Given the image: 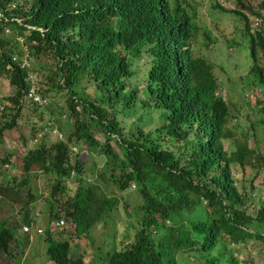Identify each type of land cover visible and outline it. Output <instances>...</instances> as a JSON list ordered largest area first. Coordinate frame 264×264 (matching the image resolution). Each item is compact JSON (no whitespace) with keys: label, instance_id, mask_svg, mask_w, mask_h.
<instances>
[{"label":"trees","instance_id":"trees-1","mask_svg":"<svg viewBox=\"0 0 264 264\" xmlns=\"http://www.w3.org/2000/svg\"><path fill=\"white\" fill-rule=\"evenodd\" d=\"M8 1L0 0V8H4V16L0 19V76L13 87L14 92L12 96L3 99L12 101L14 105L21 104V97L28 84L25 78L27 72L18 65L19 58L25 52L36 58L44 54L55 60V75L60 76L68 88L75 86L82 89L83 78L93 84L91 92L95 96L79 95L71 89L68 95L71 114L74 115L75 109L82 105L88 112L97 115L100 121H106L105 125L101 123L105 136L103 143L94 136L87 122L78 117L74 119V127L63 134L62 140L48 145L45 138L35 151H30L24 158L29 159L23 163L25 173L36 165L47 174L55 175L59 182L68 174L67 165L76 171L78 184L74 185L70 207L83 208L87 213L85 222H76L78 227L88 224V228L98 223L95 221L102 218V213L118 203L114 187L124 189L130 182H134L140 188L141 196L139 205L132 213L135 218H123V226L116 228L115 232L128 237L132 244L126 254L130 257L134 254L140 264H182L185 259L188 260V255H198L207 264H237V259L231 254L219 257V253L222 256L226 252L228 243H238L244 238L258 239L264 243V234L259 231L252 234L240 227L253 224L254 228H260L264 224V201H260L255 218L246 214L243 205L252 198L253 187L249 195L241 193L233 185L234 179L228 167L217 168L218 174L212 173V155L203 153L199 149L201 142H193L179 128L185 124L190 127L194 121L199 124L206 122L209 127L205 125L202 131H207L213 124L219 135L221 127L216 122L211 124L209 118L215 116V119H224L227 107L219 95L214 97L212 90H202L199 83H194L188 86L182 96H172L157 83L163 73L147 70L145 94L153 97L156 107L163 109L161 114L168 121L162 129L146 135L139 130L138 135L130 141L117 138V149L110 146L109 140L114 138L110 133L119 132L120 127L116 113L108 116V110L117 109L120 105L127 113H131L138 106H145L144 100L138 99V92L130 87L127 80L132 73L131 58L128 61L118 51L115 52L127 36L124 23L133 19L134 7L100 5L87 14L74 15L69 14L68 0H25V4L30 3L29 7L24 5L11 10L7 6ZM154 1L148 0V4L151 6ZM241 5L248 7L243 3ZM75 9L71 6L70 11ZM248 9L261 17L264 23V0L259 2L256 9ZM9 12L19 16L21 23L5 19L10 16ZM237 13L246 19L240 11ZM25 23L35 25L43 32L32 29L25 34ZM7 27L11 29L10 32L5 31ZM17 34L24 36L23 42L16 39ZM250 41L253 55L256 47L264 53L262 29L255 32L254 36L251 35ZM23 44H27L26 50ZM14 54L18 55V63L12 60ZM254 67L260 74L258 68L262 67ZM56 87L61 88V85ZM19 115L18 109L1 124L0 135L3 129L15 124L14 120ZM163 130L170 137L183 140L178 152L159 146L160 138L155 132L161 133ZM191 131L194 133L195 129ZM35 133L36 129H33L30 135ZM83 137L87 151L99 148L97 153L109 159L106 165L109 164L117 171L108 170V175L101 173L93 182L87 183L86 177L82 176L87 167L86 160L83 155L77 154L71 158L69 152V147L76 145L77 140ZM253 150L244 143L229 155V159L244 166L248 156L253 155ZM254 160L256 166L264 167L263 158L260 162ZM0 161V166L9 162L6 156ZM92 193L101 197L98 206ZM64 211L68 212V208L64 207ZM224 236L227 237L226 242H222ZM174 251L178 256H174ZM184 252L186 256H183ZM134 263L139 264L138 260Z\"/></svg>","mask_w":264,"mask_h":264},{"label":"clouds","instance_id":"clouds-1","mask_svg":"<svg viewBox=\"0 0 264 264\" xmlns=\"http://www.w3.org/2000/svg\"><path fill=\"white\" fill-rule=\"evenodd\" d=\"M68 1L69 14L74 15L87 14L88 12L100 7V5L134 7L135 15L133 19L124 23L127 28V30H125L127 36L123 39L124 42L121 43L115 50V52L118 51L120 55L126 57L128 61L131 58L132 73L131 75L129 74L127 79L129 80L130 87L132 88L131 82L134 72L133 60L135 58L140 59L142 56H145L146 61L143 66L145 79V83L143 85L144 89L147 84V70H149L153 73H163V77L157 80V83L159 86H162L163 90L166 89V92H170L172 96H182L188 89V86L194 83H199L202 90H212L214 97L219 95L227 107V115L224 119H215V116H211V118H209L211 124L212 122H216L221 127L219 135L213 124L207 131H202V128L205 125L209 127V124L206 122L199 124L197 121H194L190 127L188 124H185L179 128L186 132V134L192 138L193 142H201L199 149L203 153L206 155H212L213 162L211 166L213 168H211V171L214 174H218L216 169L222 167H228L232 173L233 163H237L242 170H245L247 165H255L254 159L258 151H254V148H252L254 149L253 155H249L245 165L241 166L238 162L229 159V155L234 153L238 146L241 145L236 146L235 150L231 152H229L224 146V139L231 136L226 128V124L228 119L233 116V110L229 107L225 97L218 92V89L219 85L222 89H224V78H226L227 73L229 72V64H219V69L222 70L220 72V74L222 73V77L218 80L217 78L220 75L219 74L217 76L218 67L213 69L216 64L211 61V59L201 56L192 50V43H194L198 37L199 27H207L197 20V12L195 8L196 0H155L151 6L148 4V0ZM7 4L9 10L24 5L26 7L30 6V3L25 4V0H23L20 4L18 0H9ZM71 6L76 8L75 11H70ZM215 6L220 10H224V8L219 4H216ZM3 9L4 8H0V19L4 16ZM230 11L235 12L238 15L237 10L232 9ZM9 13L10 16H6L5 19L21 23V18L19 16L14 15L12 12ZM114 15H117V13H114ZM241 18L245 24L246 31L244 30V34L250 39V36H254L255 33L251 35L247 33L249 32L248 22L246 20L247 16L246 19L243 17ZM255 18L259 19L257 15ZM118 19L120 20L119 16ZM24 25L26 26L25 34L32 29H38L43 32L41 28H37L35 25L30 23H25ZM254 26H260V20H256L254 22ZM212 29L216 35L220 36L215 27H212ZM5 31L10 32L11 29L7 27L5 28ZM115 32L119 33L120 31ZM203 32L207 34L205 37L208 39L207 42L204 41L203 43L205 45L212 44L213 41L211 42L209 32L206 30H203ZM16 39H21L20 42H23L24 36L17 34ZM227 41L230 42V39ZM23 47L26 50L27 44H23ZM228 48L232 50V46H229ZM212 49L213 47L209 49L211 53ZM256 49L259 48L256 47L255 51ZM250 55L252 56L253 61H255L256 54H252L251 44ZM29 57L30 55L25 52L19 58L20 63L18 65L27 72L25 78L28 84V88L24 91L21 97V104L14 105L12 101L7 102L3 99L4 97L12 96L14 90H11L10 95L7 94L8 96L2 97V94H0V120H2L0 125L6 119H9L14 111L19 109L21 115L22 113L30 110L24 108L23 103L34 104V107L31 109H36L38 106L42 107L49 105L48 103L50 98L47 96L48 94H46L43 90H40L37 86V76L31 68L30 60L27 59ZM16 58H18L17 54L13 56L12 60L18 63ZM232 62L237 63V61ZM256 64L257 63H254L252 66V69L255 71L253 75L256 76V79L264 81V65H260L262 67V69H260ZM254 66L258 68L261 72L260 74L256 72V68ZM256 79L254 77L251 78L250 75L246 73L243 74V79L240 81L242 82V87L245 88V90L242 91L245 101L241 102L239 100V91L233 95L236 97V101L240 105H246L247 103L251 105L252 103L256 104L260 101L258 98L253 96L251 86ZM60 80L62 81L60 84L63 83V79L59 76V81ZM53 86L54 85H52V87ZM144 89V107L147 109L153 107L162 113L163 109L156 107L157 104H155L153 97L145 94ZM232 97H227L228 101L231 103H237L236 101H232ZM257 110L264 111V108L260 107ZM20 115L14 120L15 124L12 127L3 129L0 135V140L2 139V134L5 130H9L17 125V120ZM161 116L163 115L161 114ZM38 117L41 119L40 114H38ZM163 118L161 126L154 128V130H160L163 128V125L168 121V119L164 116ZM50 121L52 126L49 123ZM50 121L48 122L47 120L45 123H40L39 125L31 124L30 133H32L33 129H36V133L35 135L30 136L27 134L26 140L23 142V145L28 148L21 158H19V160L17 159L21 166L19 171L13 170L16 163L13 161L10 162L9 158V162H7L4 166H0V170L4 171H0V178L2 176L6 177L7 174H9L10 177L16 179L15 183H12L10 186H0V264H136L134 263L135 260H138L140 264L139 259L135 257L134 254L131 257L126 254L128 247L132 244L128 237H122L115 232L116 228L123 226V218H135L134 216L132 217V213L136 206L139 205L141 196L139 193L140 188L134 182H130L129 186L124 189L118 187L117 190L120 191L121 198H118V203L113 206L116 210L112 208L111 210L104 211L102 213V218L95 221L98 223L91 224V227L87 228L88 224L84 225V227H78L76 225V222H85L87 220L86 211L77 206H74L72 209L70 207V200L75 192L74 185L78 184V179H75L76 171L73 170L70 165H67L68 174L64 175L60 182L55 175L47 174V172H45L41 167L36 165L30 167L27 173L24 172L23 163L29 160H24V158L30 151H35L39 145L37 143H40L43 139L48 138V135H57L60 134L58 131H63L57 126V124H55L53 118ZM169 121L171 122V120ZM101 123L102 125H105L106 121H100V129L102 127ZM41 126H43L42 129H40ZM192 129H195L194 133H192ZM101 132L103 135L101 143H103L105 142L104 128L101 129ZM108 133L109 132H107V134ZM155 134H157L160 138L159 146H161L162 149H168L172 152L179 151L173 150L172 146H164L161 142L166 140L167 143H171L172 145L177 143V148L180 149V146L183 143L182 139L170 137L165 130L161 133H157L156 131ZM110 135L114 137V142H116L117 138H122L120 136V132L110 133ZM28 136L30 138H28ZM61 136L63 137V134H60V137ZM62 139L63 138H57L55 141ZM79 140H83L86 146L84 137ZM79 140H77V142ZM111 141L112 139L109 140V144ZM28 142L34 143V145L29 146ZM77 142L76 145L69 147L71 158H73L75 154L78 156L83 155L82 150L77 149ZM193 148L197 150V148ZM98 149L99 148H96L91 152L87 151V153L91 154L92 152H95L101 157L102 164L100 167H96V164L93 162V168L90 169L88 167L89 159H84L83 155V159L86 160L87 167L82 176L86 177L87 183L93 182L101 173L108 175V170L117 171V169H114L109 164L106 165V162L109 159L107 160L104 155L98 154ZM10 153H13V150ZM6 157L8 156L6 155ZM252 160L254 162H250ZM73 161L74 160L71 162ZM258 174L259 172L254 173V176L256 177ZM232 176L234 179L233 173ZM90 177H93V180H91ZM36 180H39V186L37 187L34 184ZM45 184H47V187ZM233 185L237 187L235 179ZM21 187H26L27 191L24 192ZM252 187L253 186H251V188ZM242 188L244 189V186H242ZM252 189L254 190V187ZM132 190H135L138 193L136 199L129 197L130 191ZM253 190H243V192H246L249 195V191H251L252 198L247 201L255 205L253 202L255 198ZM92 195L95 197V204L98 206L101 197L95 193H92ZM64 207L68 208V212L64 211ZM247 213L255 218V212L254 214H251L246 211V214ZM124 215L125 217H122ZM240 227L252 232V234L257 231L264 234V224L260 228H254L253 224L249 226L240 225ZM223 240L227 241V237L224 236L222 238V242H224ZM174 256H178L175 251ZM190 259L191 257L188 256V260L185 259L182 264H186V261L194 263V261Z\"/></svg>","mask_w":264,"mask_h":264},{"label":"rangeland","instance_id":"rangeland-1","mask_svg":"<svg viewBox=\"0 0 264 264\" xmlns=\"http://www.w3.org/2000/svg\"><path fill=\"white\" fill-rule=\"evenodd\" d=\"M22 1L23 0H18L19 4ZM259 2H261V0H196L195 8L197 12V20L207 27H199L198 37L196 38L195 42L192 43V50L195 53L211 59V61L216 64L214 65L213 69L218 67L217 76L222 71L219 69V64H229V72L227 73L226 78H224V89H222L220 85L218 89V92L225 97L229 107L233 110V116L228 119L226 124V128L231 136L224 139V146L229 152H231L235 150L236 146L247 143L250 148L255 149L254 151H258L259 155L257 154L255 157L257 162H260L262 158L264 160V111L257 110L260 107L264 108V81L256 79V76L253 75L255 71L252 69V66L254 63H257L256 65L259 67H261L260 65H264V53L260 49H256V60L253 61L252 56L250 55L251 41L248 36L244 34V21L235 12L230 10L235 9L237 11H241L247 16L249 27V32L247 33L254 34L259 29H262L264 32V23L261 17L258 16L259 19L255 18L256 15H254L248 9V7L256 9ZM242 3L248 7H243L241 5ZM216 4L221 5L224 10L217 8L215 6ZM256 20H260V26L258 27L254 26V22ZM212 27L217 29L220 36L215 34ZM203 30L209 32L211 42L213 41L212 44L205 45L203 43L204 41H208V39L205 37L207 34L204 33ZM228 39H230V42L227 41ZM20 40L18 41L20 42ZM229 46H232V50L228 48ZM211 47H213L212 53L209 51ZM27 59L30 60L31 68L34 74L37 76V86L40 88V90H43L46 92V94H48L47 96L50 98V101L48 106H38L36 109H31L34 107V104L23 103L24 108L30 110L20 115L15 127L5 130L2 134V139L0 140V159L1 157L7 155L10 162L13 161L16 163V166L13 168V170L18 171L21 167L18 163V160L28 148L27 146L23 145V142L26 140L27 134L30 136L31 124L39 125L40 123H45L47 120L49 122L53 118L55 124H57L58 127L61 125V128L64 129L63 131L58 132H60V134H64L66 131L69 132L68 129L72 128V126L74 127V119L80 117L83 119V122H87L90 130L95 137L99 138L100 142H102L103 139L100 129V119L96 117L97 115L91 114L88 112V110L84 109L82 105H79L75 109L76 113H74V115L71 114L70 109L68 108V95L72 91L71 89H74L79 95L92 94L95 96V93L91 92L93 89L92 82H88L85 80V78H83V81H81V87L83 90L75 86L68 88L64 82L60 84L62 81H59V76L55 75V72L57 71L56 62L50 56L42 54L36 58L30 55V57ZM145 61V56H142L140 59L135 58L133 60L134 72L131 85L133 89L137 90L139 96L138 99L140 100H145V96L143 94V85L145 83L143 66ZM232 61H237V63ZM245 73L250 75L251 78L254 77L256 79L251 84L253 96L260 100L256 104L252 103L249 105L247 103L246 105H240L236 101V97L233 96L239 91V100L241 102L245 101V97L242 92L245 90V88L242 87V82L240 81L243 79V74ZM221 77L222 73L217 79L219 80ZM58 84L61 85V88L58 87L57 89L56 86ZM52 85L54 86L52 87ZM11 90H13V87L9 86L5 78L0 76V94H2V97L8 96L7 94L10 95ZM227 97H232V101H236L237 103L229 102ZM132 112L133 111H131V113H127L126 110H123L122 106L120 105L117 107V109L108 110V116L110 114L116 113V119L121 127V131H119L120 136L125 140L130 141L135 135H138L137 132L140 130V128L142 134L146 135L147 133L152 132L154 128L161 126L163 123L164 118L161 116V111L153 107L147 109L145 107L138 106V108L133 113ZM38 114L41 115V119L38 117ZM96 121L99 123H96ZM0 122H2V120H0ZM49 123L51 124V121ZM133 132H135L134 135L132 134ZM60 134L48 135V138H46L47 144H52L57 138H63L62 136L60 137ZM29 136L28 138H30ZM161 143L164 146H172L173 150L175 151L178 150L177 143L172 145L171 143H167L166 140ZM37 144H39V142ZM28 145L33 146L34 143L28 142ZM77 145V149L82 150L84 159H89L88 167L90 169L93 168V162L96 164V167L101 166V157L95 152L88 154L87 147L85 146L83 140H79ZM117 145V142H114L112 139L110 146L113 149H117ZM12 150L13 153H10ZM232 166V173L239 191L243 192V190H250L251 186L254 187L253 193L255 194V198L253 202L255 205L249 203V201H246L243 207L247 212L251 214H254L255 212L256 214V211L259 208V201H264V168L255 166L254 164H251L250 166L247 165L245 170H242V168L237 163H233ZM257 172H259V174L255 177L254 173ZM253 177L255 178L252 179ZM90 179L93 180V177H90ZM15 181L16 179H13L9 176V174H7L6 177L2 176L0 178V186H10L12 183H15ZM34 184L36 187L39 186V180H36ZM45 185L47 187V184ZM242 186H244V189ZM21 189L24 192L27 191L26 187H21ZM114 189L117 190L116 187H114ZM114 194L118 198H121V193L119 190H117ZM137 195L138 193L135 190H132L130 191L129 197L136 199ZM122 217H125V215ZM223 241L225 242L226 240ZM239 242H236L235 244H228L224 255H220V250L215 252V254L219 253L220 258L231 254L237 259V264H264L263 241L253 238H244ZM186 255L187 253L184 252L183 256ZM188 256L191 257L190 260H193L194 263L186 261V264H207L206 260L199 257L198 255H195V257L192 255Z\"/></svg>","mask_w":264,"mask_h":264}]
</instances>
